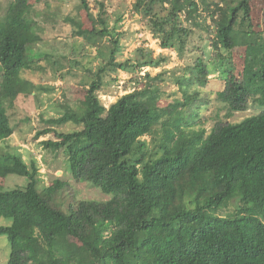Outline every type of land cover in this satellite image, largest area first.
Segmentation results:
<instances>
[{
  "label": "trees",
  "instance_id": "trees-1",
  "mask_svg": "<svg viewBox=\"0 0 264 264\" xmlns=\"http://www.w3.org/2000/svg\"><path fill=\"white\" fill-rule=\"evenodd\" d=\"M41 1L13 0L0 16V143L15 133L9 110L17 98L38 88L22 69L53 57L34 52L46 24L57 22L28 15ZM77 10L87 25L69 14L63 20L100 60L87 69L83 107L62 105L65 112L48 118L34 139L52 136L43 144L65 150L72 177L111 197L76 199L68 212L58 201L65 181L45 186L34 157L27 162L16 149L0 152V179H27L11 189L0 180V218L11 220L0 225L11 244L7 264H264V27L255 22L254 0L132 3L143 30L182 58L195 29L211 35L225 82L217 98L229 114L250 101L262 107L239 122L215 120L210 129L201 112L196 120L195 109L206 103L199 91L189 92L209 81L205 57L184 67L176 81L182 97L169 109L161 104L170 96L162 89L164 73L141 72L167 65L172 55L140 46L119 61L123 13L114 17L106 0H78ZM237 50L242 67L233 62ZM75 53L71 62L78 65ZM119 70L131 74L126 92L106 106L99 93L105 77ZM68 124L78 128L63 130Z\"/></svg>",
  "mask_w": 264,
  "mask_h": 264
},
{
  "label": "rangeland",
  "instance_id": "rangeland-1",
  "mask_svg": "<svg viewBox=\"0 0 264 264\" xmlns=\"http://www.w3.org/2000/svg\"><path fill=\"white\" fill-rule=\"evenodd\" d=\"M12 1L0 0V16L5 15ZM91 1L94 4L95 0ZM106 1L110 5V11L116 13L114 17L123 13L120 28L123 32L121 37L122 48L117 56L119 61L133 57L135 50L140 46L152 47L155 50V54L163 52L172 55V59L167 65L159 68L147 67L141 72L142 76L147 72L152 76L159 72L164 73L163 78L165 81L162 83V89L167 93L166 95L170 96L165 97L161 101L162 106L169 109L175 108L174 104L182 97V92L178 90L177 79L185 73V66L194 65L196 59L203 56L209 64L211 72L209 81L206 86L192 85L189 87V92L191 93L199 91L200 102L206 103L203 104L205 106L202 108H199L200 105H198V108L195 109L196 120L201 112V121H204L206 127L210 129L215 120L239 122L248 116L260 112L262 107L250 101L248 109L229 114L228 108L217 98L216 92L222 89L225 84L224 75L221 74L222 68H219V62L214 60L215 55L211 45V35L206 30L200 28L194 30L189 48L185 52V57L182 58L172 49L161 48L158 40L154 39L149 32L143 30L142 24L139 22L141 17L133 14L131 10L134 0ZM77 2L78 0H42L34 5V9L28 11L30 17L41 19L43 18L42 14H47L52 15L57 20L56 23L51 21L46 24L45 41L34 49V52L41 50L42 52L51 53L53 57L36 62L31 69H22V76L35 81L38 88L34 94H21L17 98L15 106L9 110L12 123L15 125V133L0 143V152L16 149L22 153L27 162H30V159L34 157L40 167L41 178L45 186H49L58 177L67 183L62 194L59 195L58 201L68 212L72 209L71 205L75 206L76 199L105 201L111 197V195L104 193L100 188L93 186L91 182L76 181L72 177L67 161L68 155L65 150L52 151L43 144L45 139L52 138V136H40L34 139L36 133L45 127V121L48 118L61 116L65 112V108L62 105L69 104L76 108L83 107L85 81L88 78L87 69H94L100 60L96 56L95 48H87L85 50L82 45L83 39L81 37H72L71 25L63 20V17L69 14L84 20L85 25H87V20L83 13H79L77 10ZM254 18L255 22L259 23L260 27L263 28L264 0H254ZM73 51L78 56V65L71 62L76 57L72 54ZM223 53L228 55L225 49ZM242 54L243 51L239 52V50L233 54V62L238 67L243 65ZM224 66L227 68L228 64ZM187 75H190V72ZM130 77L131 74L125 70L112 72L105 77L107 87L99 95L106 106L115 101L118 95L126 92L123 90V84ZM77 128L74 124H68L62 129L72 131ZM1 181L5 189L25 186L27 183L26 177L16 174H11ZM235 203V201H232L231 205L234 206ZM10 223L11 220L0 218V225ZM10 253L11 244L9 238L6 235H0V264L8 263Z\"/></svg>",
  "mask_w": 264,
  "mask_h": 264
}]
</instances>
